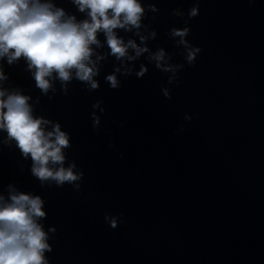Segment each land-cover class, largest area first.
<instances>
[{"label": "water", "instance_id": "1", "mask_svg": "<svg viewBox=\"0 0 264 264\" xmlns=\"http://www.w3.org/2000/svg\"><path fill=\"white\" fill-rule=\"evenodd\" d=\"M41 2L88 19L73 0ZM140 2L141 27L115 32L148 51L136 57L129 48L117 59L98 32L96 90L73 70L68 82L54 73L44 94L24 57L0 59V88L29 96L34 117L60 124L70 143L65 166L74 161L83 172L79 191L42 185L31 157L0 130V195L44 200L49 264H264V0H198L193 19L187 13L197 0ZM185 22L186 39L201 49L193 65L170 35ZM160 50L163 65H184L171 84L172 73L149 59ZM141 65L147 71L138 77ZM105 216L116 218L115 229Z\"/></svg>", "mask_w": 264, "mask_h": 264}, {"label": "clouds", "instance_id": "2", "mask_svg": "<svg viewBox=\"0 0 264 264\" xmlns=\"http://www.w3.org/2000/svg\"><path fill=\"white\" fill-rule=\"evenodd\" d=\"M73 3L80 12H87L88 19L77 21L75 16L66 15L63 8L41 0H0V59L7 57V62L12 64L24 57L28 68L34 69L36 87L44 94L52 87L50 78L54 73L61 82H68L73 70L76 79L89 83L92 90L98 89V83L93 80L98 70L90 66L91 45L99 46L100 43L98 32L104 33L111 54L117 59L126 57L129 48L135 50L136 57L148 51L131 40L125 44L115 32L118 28L130 31L141 27L145 9L140 0H73ZM149 8L157 11L153 5ZM172 14L184 16L179 9H174ZM187 15L189 19L199 15L198 0ZM185 23L183 28H172L170 35L179 38L177 45L183 46L184 59L193 65L201 49L186 39L190 27ZM155 35L152 32V36ZM149 59L156 61L155 67L161 72L172 73L168 78L170 84L177 80L176 73L184 67L183 64L163 65V50ZM146 71L141 65L137 76L143 77ZM5 79L0 69V81ZM106 80L111 88L119 87L115 75L107 76ZM163 93L166 98H171L168 89H163ZM29 100V96L18 91L0 88V130L7 133L8 141L16 142L24 158L31 157V172L42 185L54 182L62 187L68 183L74 184L75 190L79 191L80 185L76 182L83 178V172L74 171L77 167L74 161L65 166L64 150L70 147L68 133L61 130L59 123L34 117ZM98 106L99 103L93 105L94 108ZM48 124H52L51 131L45 129ZM98 124L99 119L93 114V127ZM44 203L39 195L24 192H10L8 201L0 195V264H49L45 253L52 248L48 233L39 222L46 217ZM105 220L113 229L117 227L116 218L105 216Z\"/></svg>", "mask_w": 264, "mask_h": 264}]
</instances>
